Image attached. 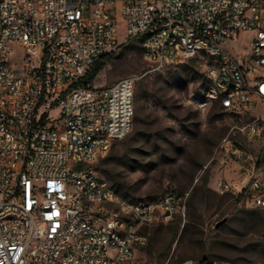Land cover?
I'll list each match as a JSON object with an SVG mask.
<instances>
[{
	"label": "built area",
	"instance_id": "2783aa9c",
	"mask_svg": "<svg viewBox=\"0 0 264 264\" xmlns=\"http://www.w3.org/2000/svg\"><path fill=\"white\" fill-rule=\"evenodd\" d=\"M139 39L147 72L84 83ZM192 59L205 77L191 103L240 123L220 144L215 189L264 209V0H0V264H136L143 230L183 200L172 185L126 199L95 164L132 132L137 84Z\"/></svg>",
	"mask_w": 264,
	"mask_h": 264
},
{
	"label": "rangeland",
	"instance_id": "374dc122",
	"mask_svg": "<svg viewBox=\"0 0 264 264\" xmlns=\"http://www.w3.org/2000/svg\"><path fill=\"white\" fill-rule=\"evenodd\" d=\"M242 47L245 40L231 46L235 52ZM149 68L135 40L113 54L92 85L110 86ZM174 73L186 87L159 80ZM204 77V62L192 59L143 78L135 89V97L142 95L145 103L142 121L136 117L130 135L95 164L103 178L113 186L112 176L134 201L158 198L170 185L183 200L184 209L170 222L143 230L146 242L137 251L136 264H200L205 259L264 264V209L240 206L215 189L223 173L215 161L220 144L240 123L219 106L202 112L191 103L201 94ZM59 115L56 110L55 118Z\"/></svg>",
	"mask_w": 264,
	"mask_h": 264
},
{
	"label": "trees",
	"instance_id": "16d2710c",
	"mask_svg": "<svg viewBox=\"0 0 264 264\" xmlns=\"http://www.w3.org/2000/svg\"><path fill=\"white\" fill-rule=\"evenodd\" d=\"M137 42H139L140 44L142 43V39H139V40H136ZM133 41H128L124 44H122L120 46V48L118 49V51H121L127 47H130L131 46V43ZM142 48V47H141ZM113 56L112 55H108V56H105L104 58H102L97 64L96 66L93 68V70L87 75L86 79L84 80V83L86 85H92V83L94 82V80L99 76L100 72L103 70V68L105 67V63ZM163 74V73H161ZM161 74H157V75H161ZM156 76V75H155ZM159 80L166 84V85H170L171 83L174 84L175 86H183V87H186V83L185 81L182 80L181 76H179V74L177 73H174L172 75H166V76H159ZM138 85V84H137ZM203 87H204V83H203ZM141 92H144V91H141ZM144 99L142 97V95H137V97H135V107H136V113H135V118L137 117V121L138 122H141L142 121V115H143V112H144V109H145V105H144ZM167 110V109H165ZM137 129H138V126H137ZM138 131V130H137ZM151 141V140H149ZM111 180L114 182L113 184V188L119 193L121 194L123 197H125L126 199H130V197L128 195H125L123 193V190H122V186L117 182L115 181V179L111 176L110 177ZM207 183V181L205 182ZM157 199V197H154L152 198L151 200H155ZM132 200V199H130ZM134 201V200H132ZM263 248H264V245H263ZM210 262L212 261H208V260H204L202 261L200 264H209Z\"/></svg>",
	"mask_w": 264,
	"mask_h": 264
},
{
	"label": "water",
	"instance_id": "95a60500",
	"mask_svg": "<svg viewBox=\"0 0 264 264\" xmlns=\"http://www.w3.org/2000/svg\"><path fill=\"white\" fill-rule=\"evenodd\" d=\"M225 222H226V220L221 221V222L217 225V228H218L219 226H221L222 224H224Z\"/></svg>",
	"mask_w": 264,
	"mask_h": 264
},
{
	"label": "crops",
	"instance_id": "0c3cea01",
	"mask_svg": "<svg viewBox=\"0 0 264 264\" xmlns=\"http://www.w3.org/2000/svg\"><path fill=\"white\" fill-rule=\"evenodd\" d=\"M221 176H223V173H222ZM221 176H220V177H221ZM228 176H229L230 178H235L236 175L234 174V175H228ZM220 177H219V178H220ZM215 184H216V183H215Z\"/></svg>",
	"mask_w": 264,
	"mask_h": 264
}]
</instances>
